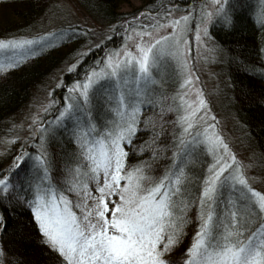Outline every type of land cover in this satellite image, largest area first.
<instances>
[{
	"label": "snow or ice",
	"instance_id": "snow-or-ice-1",
	"mask_svg": "<svg viewBox=\"0 0 264 264\" xmlns=\"http://www.w3.org/2000/svg\"><path fill=\"white\" fill-rule=\"evenodd\" d=\"M211 4L201 0L198 9L174 16L181 5L168 0L159 12L110 25L123 31L124 42L73 80L62 102L50 99L41 109L47 119L33 115L11 163L0 169V204L15 200L29 209L60 264H264V191L247 173L252 164L207 122L208 102L192 86L198 77L190 36L215 55L210 28L233 26L230 0ZM258 22L264 27V8ZM77 34L91 33L69 25L0 39V53H12L0 71ZM78 55L66 71L76 70L87 50ZM169 81L180 91L165 107ZM186 88L195 101L185 99ZM146 106L159 107L160 116L141 126ZM166 112L175 118L165 120ZM58 132L67 141L56 153L50 145ZM4 221L0 214V229ZM5 255L0 248V264Z\"/></svg>",
	"mask_w": 264,
	"mask_h": 264
},
{
	"label": "trees",
	"instance_id": "trees-1",
	"mask_svg": "<svg viewBox=\"0 0 264 264\" xmlns=\"http://www.w3.org/2000/svg\"><path fill=\"white\" fill-rule=\"evenodd\" d=\"M78 1L94 18L107 26L122 23L126 18L122 10L131 8L128 0ZM136 1L147 13L159 12L161 6L166 7L168 3V0ZM200 1L174 0L181 5L179 10L192 5L198 6ZM50 2L51 0H0L2 8L7 12L3 15L4 24L0 25V39L31 37L38 22L50 7ZM230 3L234 18L231 30L219 24L214 25L210 28L211 36L222 51V65L229 80L236 118L247 132L250 142L260 152V163L264 169V27L258 22V14L264 8V0H230ZM90 33L84 36L77 34L73 39L39 52L35 57H26L23 62L17 63L15 68L0 71V144L14 136V128L11 127L9 119L23 107L33 90L43 83L55 68L66 61L79 59L80 51L87 48V55L80 61L76 70L65 72L62 76L61 83L65 87H56L51 93V99L62 102L66 87L73 80L82 78L85 70L91 68L108 50L118 47L124 40L123 31L119 27L115 33L109 29L102 34H95L91 30ZM246 65L252 67L248 68ZM177 87L170 81L165 84V107L173 102L172 96ZM174 102L177 104L176 100ZM159 116V107L146 106L141 112V126L145 117ZM174 118V112L164 114L165 120L171 121ZM165 127L170 128L171 125ZM159 130L157 128V131ZM139 135L146 138L149 132L141 131ZM55 138L57 139L51 142V150L59 153L66 149V134L59 132ZM16 148L12 147L11 151L7 152L8 155H14ZM9 163L11 157L1 160L0 169L6 168ZM0 214L5 218V227L0 229V247L8 257L7 264H60L57 254L42 242L29 209L15 200L11 203L5 201L0 204ZM191 232L192 228L189 227L184 245L191 240Z\"/></svg>",
	"mask_w": 264,
	"mask_h": 264
},
{
	"label": "rangeland",
	"instance_id": "rangeland-1",
	"mask_svg": "<svg viewBox=\"0 0 264 264\" xmlns=\"http://www.w3.org/2000/svg\"><path fill=\"white\" fill-rule=\"evenodd\" d=\"M203 2L209 7H212L211 0H203ZM128 4L131 8L127 7L122 10V12L126 14V18H132L133 16L139 17L142 13L146 15L153 13L144 11L140 3H137L136 0H128ZM200 4L201 1L198 2V6L194 7L192 5L186 9H177L172 14L174 16L183 15L185 11H194L198 9ZM5 13H7L6 10L3 9L0 4V25L4 24L3 15ZM126 18L124 21L127 20ZM69 25H71L73 29H88L95 34H102V32L109 29V25L107 26V24L105 25L96 17L94 18L86 8L81 6L78 0H51L50 7L40 19V22H38L36 30H34L31 36L42 34L47 31H55L57 29H67ZM191 27L195 29V21L191 22ZM210 45L218 49L215 55L207 48H198L194 36H190L191 51L189 54L195 66L194 76L198 77V79L194 80L192 86L199 87L202 90L204 98L208 102L207 107L209 109V115L207 122L216 125L218 132L223 136L229 147L240 160L244 161L246 164H252V167L247 169V173L253 178V186L258 190L264 191V169L260 163V152H258L252 142H250L247 132L244 130L241 122L236 118V111L234 110L233 99H231L229 89V80L226 77L222 65V51L213 39L210 41ZM132 46L133 42L129 41V47ZM82 50L80 52L86 51L87 48ZM11 55L12 53L10 51L0 53V57L3 58L0 59V63L7 66V57ZM73 62L74 61H66L64 64L55 68L49 77L33 90L29 100L23 107L9 119L11 127L14 128L13 137H18L19 139L16 143L11 145L5 143L7 139L3 140L0 144V161L11 157L8 155L9 153L5 154L6 150L7 152L11 151L12 147H17L16 149L18 150L20 143H22L24 137L28 135V125L32 123L33 115L40 117L45 115V113L41 112V109L44 108L51 99L49 93H52L57 87V84L61 83L62 76L65 72H68L66 69ZM175 91L177 92L180 90L177 87ZM183 91L185 92L186 100H196V93L191 89L186 88ZM176 102L178 105L180 103L179 99H176ZM212 117H215V119L213 120ZM7 262L8 257L5 255L4 264H7Z\"/></svg>",
	"mask_w": 264,
	"mask_h": 264
}]
</instances>
